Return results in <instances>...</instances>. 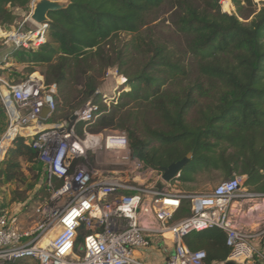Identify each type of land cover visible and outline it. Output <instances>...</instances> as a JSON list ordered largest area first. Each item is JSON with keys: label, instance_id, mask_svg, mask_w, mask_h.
Instances as JSON below:
<instances>
[{"label": "trees", "instance_id": "16d2710c", "mask_svg": "<svg viewBox=\"0 0 264 264\" xmlns=\"http://www.w3.org/2000/svg\"><path fill=\"white\" fill-rule=\"evenodd\" d=\"M69 1L67 9L49 14L45 45L11 56L28 66L27 76L43 67L46 83L56 86L52 122L70 121L92 101L102 115L88 131L127 134L132 156L147 167L163 171L192 153L181 173L184 184L222 171L228 180L246 176L244 186L264 194V2L258 10L253 0H231L236 13L229 14L222 10L225 0ZM31 2L0 0V26H17L16 11L29 12ZM224 4L230 10V1ZM164 8L183 40L182 58L148 35ZM112 71L127 79L130 90H116L108 107L103 86ZM127 81L122 79V86ZM7 127L0 100V135ZM83 127L78 126L81 134ZM230 150L234 153L227 155ZM27 165H41L43 174L39 152L20 138L0 167V189L25 182ZM41 183L39 193L49 199ZM28 200L26 192L13 198L19 204ZM190 215V202L184 201L173 222ZM184 243L204 252L206 264L225 263L230 254L227 236L218 228L190 233Z\"/></svg>", "mask_w": 264, "mask_h": 264}, {"label": "built area", "instance_id": "2783aa9c", "mask_svg": "<svg viewBox=\"0 0 264 264\" xmlns=\"http://www.w3.org/2000/svg\"><path fill=\"white\" fill-rule=\"evenodd\" d=\"M37 1L30 3L27 19L35 27L10 32L22 38L8 36L15 48L0 59V100L8 118L0 138V167L15 141L24 139L39 152L50 198L35 208L29 228L23 226L21 209L5 210L0 202V264L26 258L38 264H149L141 253L155 240L167 250L164 264H206V254L191 251L184 237L212 228L225 232L230 248L220 264H264V230L240 223L245 205L260 197L245 189L246 176L236 175L206 193L179 191L181 174L165 182L163 171L132 156L125 133L88 131L102 115L92 101L74 113V120L52 122L55 85L39 72L19 83L3 75L13 52L37 50L48 42L49 22L37 25L30 18ZM111 100L104 103L110 107ZM184 201L190 202V217L173 222Z\"/></svg>", "mask_w": 264, "mask_h": 264}, {"label": "rangeland", "instance_id": "374dc122", "mask_svg": "<svg viewBox=\"0 0 264 264\" xmlns=\"http://www.w3.org/2000/svg\"><path fill=\"white\" fill-rule=\"evenodd\" d=\"M226 1H230L231 8L226 7L224 4ZM256 4L258 10L262 7V2L264 0H253ZM222 10L229 14H235L236 8L233 5L231 0H225L222 2ZM17 16L19 17L18 24L12 28L2 27L0 29V54L4 55L6 52H9L15 48L13 41H10L8 36H16L20 39L21 36L15 34H9L10 32L15 31H29L33 29L35 26L29 18L28 11H16ZM151 36L158 41L168 45L171 49H176L177 54L182 58L181 51L184 49L183 40L175 31V27L171 20V11L169 8L163 9V14L161 15L160 21L155 23L151 28ZM22 38V37H21ZM131 40V36H127V41ZM20 51H27L26 49H22ZM2 59V58H0ZM15 61V60H14ZM13 61V66L7 67L3 70V75L6 78H9L13 82H22L26 79L28 72V66L19 64L17 61ZM36 72L43 74L44 68L37 66ZM109 80L103 86V91L106 93V96L114 95L116 90H130L129 83L126 78L117 74V72L112 71L109 75ZM122 79L127 81V84L122 86ZM120 80V86L119 81ZM111 87V88H109ZM111 103V102H109ZM122 132V131H121ZM127 135V134H126ZM233 150L228 151V154H233ZM42 166L41 165H27L25 168L26 179L25 182L20 184H6L3 188L0 189V202L4 206L6 210L13 211V209H21L20 217L23 223L24 228H29L32 225L34 220V212L35 208L48 201L49 199L44 198V194H40L39 191L44 187L41 183L43 177L41 176ZM227 176L222 171H215L212 173L205 172L196 177V182L184 184L181 180L179 184H177V190L186 192V193H206L212 191L219 184L227 181ZM245 189L249 191L247 187ZM26 192L27 198H29V203L19 204L17 202H13V198L17 196V194H22ZM253 193V192H251ZM257 194V193H255ZM260 197L255 199L250 204L245 205V210L247 213V219L249 230L255 232H261L264 230V194H259ZM54 238V236H53ZM31 264H38L35 260L31 261Z\"/></svg>", "mask_w": 264, "mask_h": 264}, {"label": "water", "instance_id": "95a60500", "mask_svg": "<svg viewBox=\"0 0 264 264\" xmlns=\"http://www.w3.org/2000/svg\"><path fill=\"white\" fill-rule=\"evenodd\" d=\"M69 4V0H38L36 2L35 10L30 18L37 25L48 23L50 21V13L67 9L69 7ZM48 113L49 111L47 109L44 110L42 113V118H46ZM71 119L74 120L75 118L72 117ZM192 157L193 154L189 153L184 159L180 160L179 162L173 163L169 167L163 168V180L165 182H170L178 174H181L183 169L188 165V163L192 159ZM230 179L234 180L235 176L231 177ZM227 264L235 263L229 262Z\"/></svg>", "mask_w": 264, "mask_h": 264}, {"label": "crops", "instance_id": "0c3cea01", "mask_svg": "<svg viewBox=\"0 0 264 264\" xmlns=\"http://www.w3.org/2000/svg\"><path fill=\"white\" fill-rule=\"evenodd\" d=\"M11 51L6 52V54H0V58H4L5 56L9 55ZM13 61L14 59H10L9 60V66H13ZM15 62V61H14ZM3 133L0 135V137H2ZM16 210V209H13ZM247 219V214H246V218H243L242 220H240V223L242 225H248V222L246 221ZM143 259L149 263V264H164V260L166 258L167 255V250L163 248V246H161V243L157 240L154 241L153 246L146 250L145 252L141 253Z\"/></svg>", "mask_w": 264, "mask_h": 264}, {"label": "bare ground", "instance_id": "6f19581e", "mask_svg": "<svg viewBox=\"0 0 264 264\" xmlns=\"http://www.w3.org/2000/svg\"><path fill=\"white\" fill-rule=\"evenodd\" d=\"M14 37L16 38V36H14ZM20 39H21V37H20ZM20 39H19L18 37L16 38L17 41H19ZM118 82H119V86H120V80H119ZM42 128H44V127H42ZM49 243H50V238H48V239L46 240V242H45V246H47Z\"/></svg>", "mask_w": 264, "mask_h": 264}]
</instances>
